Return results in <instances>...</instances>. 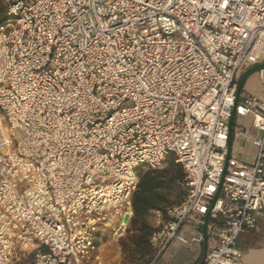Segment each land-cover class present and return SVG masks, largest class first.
Segmentation results:
<instances>
[{
    "label": "built area",
    "instance_id": "1",
    "mask_svg": "<svg viewBox=\"0 0 264 264\" xmlns=\"http://www.w3.org/2000/svg\"><path fill=\"white\" fill-rule=\"evenodd\" d=\"M0 5V264H103L139 170L171 155L186 196L151 234L155 260L201 243L183 233L201 216L217 235L204 264H242L240 235L264 222V100L239 92L264 64V0ZM233 115L261 133L253 164L228 158Z\"/></svg>",
    "mask_w": 264,
    "mask_h": 264
},
{
    "label": "crops",
    "instance_id": "2",
    "mask_svg": "<svg viewBox=\"0 0 264 264\" xmlns=\"http://www.w3.org/2000/svg\"><path fill=\"white\" fill-rule=\"evenodd\" d=\"M248 70L249 69H247V71ZM245 71L246 70H243L241 72V77ZM241 93L242 95H246L243 93V88ZM232 127L235 131L233 132V140L231 143V158L234 148L235 133H241L238 131V128L235 129V127H243L246 131L243 130L242 133L246 134L247 131L251 132L253 129V122L249 117H234ZM171 165L172 164L167 161L160 170H163L166 167V169H168ZM146 171L148 170H139L141 174L145 173ZM185 196L186 191L181 186L180 193H175L169 198V204H167L163 209L152 211L148 217L152 228L155 229L160 221L167 220L168 217L166 215V209L171 205L180 203L185 198ZM211 222L212 220L208 217L203 218L201 216H197L194 220L188 221L183 228L184 235L188 238L202 237V242L191 246H186L179 243L178 241H174L171 243L169 248L161 254L159 259L157 258L158 260L154 259V261L150 264H201L205 254V246L207 245L209 248L217 242V235L211 234L208 230V225ZM237 247L241 251L242 264H264V222L259 220L258 230H247L243 232L238 239ZM101 253L103 256V264H108L104 259V253L102 251Z\"/></svg>",
    "mask_w": 264,
    "mask_h": 264
},
{
    "label": "trees",
    "instance_id": "3",
    "mask_svg": "<svg viewBox=\"0 0 264 264\" xmlns=\"http://www.w3.org/2000/svg\"><path fill=\"white\" fill-rule=\"evenodd\" d=\"M9 20L0 8V27ZM139 187L133 197L134 215L130 228L136 234L132 238L133 251L147 262L155 257V249L150 243L153 228L148 217L154 210L163 209L170 203L169 198L180 193L184 172L180 165L173 163L168 169L139 172Z\"/></svg>",
    "mask_w": 264,
    "mask_h": 264
},
{
    "label": "rangeland",
    "instance_id": "4",
    "mask_svg": "<svg viewBox=\"0 0 264 264\" xmlns=\"http://www.w3.org/2000/svg\"><path fill=\"white\" fill-rule=\"evenodd\" d=\"M0 8L6 13V9L3 6L0 5ZM246 72L247 70L244 72L243 75H245ZM243 93L250 96H256L264 100V89L260 82L258 71L251 73L246 78L243 86ZM236 128L240 127H235V129ZM256 137L260 138L261 133H258L255 129H252L251 132L247 131L246 134L242 132L235 133L232 158L239 162L253 164L256 160L257 153V148L254 146L253 143L254 138ZM168 161L173 164L174 156L171 155ZM135 234L136 232L132 228H130L125 237L122 239H102V241H100V247L101 251L104 253L105 261L108 264H150L151 262H153L155 257L151 260V262H147L139 255L134 253V245L132 244V238Z\"/></svg>",
    "mask_w": 264,
    "mask_h": 264
},
{
    "label": "water",
    "instance_id": "5",
    "mask_svg": "<svg viewBox=\"0 0 264 264\" xmlns=\"http://www.w3.org/2000/svg\"><path fill=\"white\" fill-rule=\"evenodd\" d=\"M263 67H264V64L256 65V66H254L253 68L249 69V70L245 73V75H243V76L241 77V79H240V83H239V92L242 91V88H243V86H244V82H245L246 78H247L251 73L258 71L259 69H261V68H263ZM234 117H235V116L233 115V118L231 119V122H230V131H231V133H232V129H233L232 125H233ZM230 157H231V144H230V147H229V157H228V158H230ZM207 250H208V247H207V245H206V246H205V254H204V258H203V261H202L201 264H204Z\"/></svg>",
    "mask_w": 264,
    "mask_h": 264
}]
</instances>
